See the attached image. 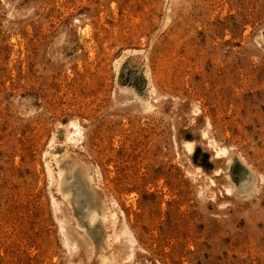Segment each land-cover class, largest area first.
Segmentation results:
<instances>
[{"label":"rangeland","instance_id":"obj_1","mask_svg":"<svg viewBox=\"0 0 264 264\" xmlns=\"http://www.w3.org/2000/svg\"><path fill=\"white\" fill-rule=\"evenodd\" d=\"M103 253L264 264V0H0V264Z\"/></svg>","mask_w":264,"mask_h":264},{"label":"bare ground","instance_id":"obj_2","mask_svg":"<svg viewBox=\"0 0 264 264\" xmlns=\"http://www.w3.org/2000/svg\"><path fill=\"white\" fill-rule=\"evenodd\" d=\"M149 80V79H148ZM149 84H150V82H149ZM148 84V85H149ZM153 91V90H152ZM154 93V92H153ZM148 106V105H147ZM151 109V108H150ZM144 111V110H143ZM74 133V132H73ZM75 134V133H74ZM186 145V146H185ZM184 146L185 147H188V151L190 152L191 151V148L187 145V144H185ZM224 151H221V150H219L218 151V154H220V153H223ZM195 177V176H194ZM234 186V185H233ZM227 190V193H230V189L227 187V189H225V191ZM234 191V190H233ZM230 195V194H229ZM109 215V214H108ZM112 216V219L114 218L113 217V214H111ZM110 217V216H109ZM94 218V217H93ZM116 219V218H115ZM124 222V221H123ZM108 223V222H107ZM61 228H62V226H61ZM114 229V228H113ZM62 230H63V228H62ZM60 232H62V231H60ZM63 235V234H62ZM113 236H114V240L115 241H117V240H119L120 238H124V240L126 241V243L129 245L128 246V253H127V255L125 256V258H124V261L123 262H131V260H132V257H133V254H134V249H133V247H134V242L135 241H133V239H132V237H131V235L129 234V232L127 231V228L126 227H123L122 229H120V230H118V231H114L113 232ZM109 239V238H108ZM108 241V240H107ZM67 242V241H66ZM66 242H64V246L66 247H68V242L66 243ZM108 243V242H107ZM75 244V243H74ZM107 245V244H106ZM76 246V245H75ZM66 247V248H67ZM72 248H74V246L72 247ZM72 248H71V250H72ZM108 248V247H107ZM106 248V249H107ZM68 249V248H67ZM75 249V248H74ZM107 251V250H106ZM91 253V252H90ZM109 253V252H108ZM110 254V253H109ZM110 256V255H109ZM109 256H107V254H105V253H103V254H101V255H99V257H98V260H97V263L96 264H115L114 262H113V260L109 257ZM111 256H112V254H111ZM121 264V263H120Z\"/></svg>","mask_w":264,"mask_h":264}]
</instances>
